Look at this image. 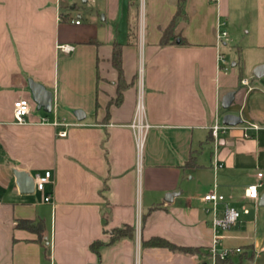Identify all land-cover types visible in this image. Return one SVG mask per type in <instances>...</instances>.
<instances>
[{
    "label": "crops",
    "instance_id": "crops-1",
    "mask_svg": "<svg viewBox=\"0 0 264 264\" xmlns=\"http://www.w3.org/2000/svg\"><path fill=\"white\" fill-rule=\"evenodd\" d=\"M90 3L95 16L82 23L67 0H0V264H211V216L200 198L214 186L221 209L248 210L217 248L249 247L251 258L226 264H264V227H255L264 219V75H253L264 64V0ZM226 48L237 53L230 71ZM27 79L52 93L51 118L30 104L18 125L13 102L30 99ZM139 90L150 126L140 152L129 127ZM229 92L237 113L221 107ZM225 114L242 123L225 126L214 146L210 128ZM45 171L50 184L38 192L33 178ZM254 184L256 201L245 196ZM22 220L43 223L40 242L17 227ZM126 225L132 236L110 243ZM151 238L200 252L144 246Z\"/></svg>",
    "mask_w": 264,
    "mask_h": 264
},
{
    "label": "built area",
    "instance_id": "built-area-1",
    "mask_svg": "<svg viewBox=\"0 0 264 264\" xmlns=\"http://www.w3.org/2000/svg\"><path fill=\"white\" fill-rule=\"evenodd\" d=\"M74 24H79L78 21H75ZM226 36L225 32L219 31L218 38H223ZM63 53H69L73 50V46L71 45H60L57 47ZM220 61L222 57H220ZM244 85H247V81H242ZM30 112V99H18L13 102V118L14 123L18 125H22L25 123L26 116ZM145 112H144V103L141 90L138 91L134 116L129 125L130 129L133 132L137 151L140 152L143 144V140L145 137L146 131L150 128V126L145 121ZM43 123H47V120H43ZM53 126H59L60 124L57 122L52 123ZM225 126L218 123L215 119L214 124L210 128V134L212 137V143L214 146L217 145V137L221 131L225 130ZM256 129V127H253ZM58 135L60 137L66 136V131L59 132ZM257 176L260 178L261 173H258ZM34 186L35 190L38 192H43L45 187L50 184L51 173L49 171H45L40 174H36L34 176ZM261 184L249 185L245 189V196L248 199L257 200L258 199V187ZM50 196L46 195L43 198L44 202H49ZM200 200L208 205V208L205 210L206 213L210 214V229H211V246L209 248V255L211 258V264H216L218 260H226L230 256L234 254H239L242 252L240 248H223L218 249L217 245L219 240L221 239V232L228 231L236 222L238 221L241 213L248 214V210L243 208L241 211L230 207L225 206L222 209L220 208L221 204H224L225 197L216 191V187L214 186L208 192L201 196Z\"/></svg>",
    "mask_w": 264,
    "mask_h": 264
},
{
    "label": "trees",
    "instance_id": "trees-1",
    "mask_svg": "<svg viewBox=\"0 0 264 264\" xmlns=\"http://www.w3.org/2000/svg\"><path fill=\"white\" fill-rule=\"evenodd\" d=\"M181 12V4L178 5V11L177 14H180ZM177 18H174V20L171 21V23L169 24V26L164 30L162 38H161V42L164 43L165 41H167L168 39L173 37V29L175 28V22H176ZM112 65L114 66V68L116 69L117 73H118V79L119 82L122 81V70H121V66H120V59H119V50L118 49H114L113 52V56H112ZM210 138L212 140L211 134H210ZM187 166L190 167H194L195 164L193 162V160L189 161L187 163ZM17 227L22 228V229H26L30 232H33L37 235V241L40 242L43 238L42 233H43V223L41 221H37V222H32V221H18L17 222ZM132 236V228L128 225L120 228V229H115L112 231V236L110 238V243L118 240L119 238H123V237H131ZM103 245V243L99 242V241H95L90 245V249L96 253H98L99 248ZM144 246H149V247H161V248H166L168 250H176V251H180V252H185V253H199L200 249L198 248H184V247H178L175 246L171 243H169L168 241L161 239V238H151L150 240L144 242ZM240 260L242 259H250L251 258V254H250V250L249 247H246L243 249V251L240 253L239 256ZM230 261V258H227L226 260H218L216 262V264H226Z\"/></svg>",
    "mask_w": 264,
    "mask_h": 264
},
{
    "label": "water",
    "instance_id": "water-1",
    "mask_svg": "<svg viewBox=\"0 0 264 264\" xmlns=\"http://www.w3.org/2000/svg\"><path fill=\"white\" fill-rule=\"evenodd\" d=\"M253 75L255 78H260L264 75V64L257 66ZM27 87L30 95L31 101L36 105V110H41L42 112L48 114L51 112L52 106V93L48 91L44 86L34 82L32 79H27ZM234 99V92L227 93L221 100V107L224 110H227ZM70 113L74 115L76 120L80 121L84 118V114L80 110H70ZM222 125L224 126H236L242 123V120L239 116L234 114H225L221 120ZM18 174V175H17ZM14 172L15 177H22V172ZM171 195V194H170ZM259 207L264 208V193L259 196L258 199Z\"/></svg>",
    "mask_w": 264,
    "mask_h": 264
},
{
    "label": "rangeland",
    "instance_id": "rangeland-1",
    "mask_svg": "<svg viewBox=\"0 0 264 264\" xmlns=\"http://www.w3.org/2000/svg\"><path fill=\"white\" fill-rule=\"evenodd\" d=\"M69 2V5L72 6L74 5L75 8L72 9V10H69V13L71 14V16L74 18V19H79L78 21H81L82 23H85L86 19L88 18L89 14H92V16L94 15L93 14V6L92 4L90 3V0L89 1H85V0H67ZM138 3V8H140V1H137ZM140 10V9H139ZM95 16V15H94ZM79 17V18H78ZM139 23H140V18H141V15L139 14ZM224 57H225V60H226V68L230 71L231 70V63L233 62L234 60V57L237 56V53L236 51L233 49V48H226L224 50ZM30 104H34L31 100H30ZM236 105V103H234L232 106H230V108L227 110L228 112L230 113H237V111H234L233 110V107ZM48 117L51 118V115L50 113L46 114ZM257 210L259 211H262L264 209H262V207H257ZM240 224H242V228L241 229H244L245 227H248L246 225H243L244 223L242 222V219H240ZM264 227V219L261 220L260 218V215L259 217H257L256 219V222H255V227ZM233 227V226H232ZM231 227V228H232ZM249 228L251 229V234L253 233L252 232V225L249 226ZM230 230V229H229Z\"/></svg>",
    "mask_w": 264,
    "mask_h": 264
}]
</instances>
